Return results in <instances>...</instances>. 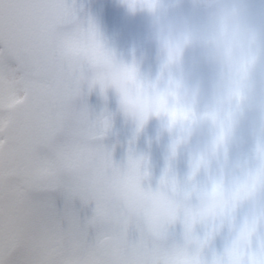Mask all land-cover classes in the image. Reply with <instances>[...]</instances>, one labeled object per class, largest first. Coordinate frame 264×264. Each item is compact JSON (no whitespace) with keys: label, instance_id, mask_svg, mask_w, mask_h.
I'll list each match as a JSON object with an SVG mask.
<instances>
[{"label":"snow or ice","instance_id":"snow-or-ice-1","mask_svg":"<svg viewBox=\"0 0 264 264\" xmlns=\"http://www.w3.org/2000/svg\"><path fill=\"white\" fill-rule=\"evenodd\" d=\"M85 50L113 59L65 0H0V264H264V207L257 230L240 243L234 224L257 187L264 192V138L250 160L211 186L227 195L218 217L193 223L196 207H183L164 232L159 213L144 214V201L121 199V184L137 186L145 199L169 189L180 204L210 187L205 176L199 182L203 169L189 163L181 185L169 164L153 190L142 187L143 157L129 156L122 170L114 165L100 142L111 117L93 116L83 103L84 86L95 87ZM120 70L137 78L134 67ZM175 156L173 148L169 161ZM90 204L91 215L82 214ZM177 223L179 236L170 231ZM225 229L234 235L217 252L212 242Z\"/></svg>","mask_w":264,"mask_h":264},{"label":"clouds","instance_id":"clouds-1","mask_svg":"<svg viewBox=\"0 0 264 264\" xmlns=\"http://www.w3.org/2000/svg\"><path fill=\"white\" fill-rule=\"evenodd\" d=\"M125 2L130 9L141 8L150 17L149 39L160 59L157 79L150 84L130 79L120 70L122 64L85 50L87 71L96 87L111 93L119 114L137 130L156 121V142L176 133L170 150L187 149L189 163L203 169L210 187L177 204L169 189L157 188L145 199L140 188L124 181L121 199L129 205L144 201V214L159 213L157 222L164 232L183 207H196L193 223L214 219L223 211L227 195L211 186L223 179L228 168L236 119L248 110L264 125V19L253 18L250 0H190L191 6L202 12L198 22L189 16L165 14L159 0H135L134 7H130L133 0ZM198 64L214 74L207 85L191 78L190 69ZM172 114L192 119L186 124L179 119L173 122ZM247 205L237 243L262 222L264 192L259 187ZM186 243L192 246L195 240Z\"/></svg>","mask_w":264,"mask_h":264},{"label":"flooded vegetation","instance_id":"flooded-vegetation-1","mask_svg":"<svg viewBox=\"0 0 264 264\" xmlns=\"http://www.w3.org/2000/svg\"><path fill=\"white\" fill-rule=\"evenodd\" d=\"M170 1L165 4L164 9L162 7L161 11L166 12V8L169 7L172 15H179V3L177 0H165ZM182 1V0H178ZM163 3L159 0V5L161 6ZM182 3V2H181ZM95 4V0H92L90 6ZM250 5L252 9L253 18L255 20L264 19V0H250ZM89 6V8H90ZM140 10L141 8H136ZM135 9V10H136ZM125 18H121V25L123 28V37L116 38L112 41V47L116 49L122 50L127 54V59L129 64L139 62L142 55L149 54L154 55V53L158 52L155 45L150 42L149 36V27L145 25L146 21L144 17L133 16V10L130 9L125 2ZM143 9H141L142 11ZM120 17L117 15L113 17V20L116 21ZM84 18H81L84 22ZM87 18V17H86ZM85 18V19H86ZM150 19V17H149ZM113 21V22H114ZM108 22V20H107ZM123 22V23H122ZM123 66H131L134 67L137 74V79L142 83H152L154 82L158 74L160 73V65H123ZM205 74L206 77L199 79V76ZM199 74V75H198ZM190 75L192 79H199L205 85H207L210 81H212L215 77L214 74L204 65H196V68L192 67L190 69ZM210 75V76H209ZM84 91L86 95L84 96L83 103L87 107L89 113L93 116H98L101 113L107 114L111 117L110 127L104 135L102 141V145L105 147L107 145L110 146V153L112 155V160L114 165H118L120 167H124L127 163V160L130 156V151H126V149L120 147L126 140H128V136L130 131L126 130L125 125L121 121V115L117 111L116 105L112 99L111 93H104L101 95L98 87H94L91 92H87V85L84 86ZM88 101V102H87ZM81 102L77 101V105L79 106ZM129 126L131 125L128 123ZM133 127V126H130ZM158 123L156 121H150L145 127L139 130L132 131L133 134V144L135 155L134 157H143L147 164V172L148 176L143 181V185L147 188L151 187L153 190L157 187L158 182L161 176L164 174L166 165H161V160L158 158L159 154L166 152L168 150L167 144L168 140H174L176 133H173L172 136L165 135L159 142H156L155 137L158 130ZM261 119L258 115L249 112L248 110H244L236 119V122L233 126V133L230 142V152H229V165L226 169L230 171L237 165L242 164L245 161H248L252 158L254 149L256 147L257 142L264 138V131H262ZM120 151L118 152V150ZM188 152H182L181 156L188 155ZM188 165L181 164L178 166V169L181 170L180 173L188 172ZM165 167V168H164ZM173 172V169H171ZM175 174V178L177 182L183 185L181 182H184V174ZM79 202L77 201V207H79ZM94 205H89L87 209L84 210V213L91 215V209ZM237 209L234 218V224L238 228L241 223V215L238 216ZM237 218L236 220V217ZM236 220V221H235ZM173 230L177 236L181 233V225L177 223L174 226ZM199 231V229H198ZM234 233H229L226 229L222 231L219 235L215 237L212 242V247L217 251H222L223 247L227 242H229Z\"/></svg>","mask_w":264,"mask_h":264},{"label":"rangeland","instance_id":"rangeland-1","mask_svg":"<svg viewBox=\"0 0 264 264\" xmlns=\"http://www.w3.org/2000/svg\"><path fill=\"white\" fill-rule=\"evenodd\" d=\"M161 1L163 3H161L160 7H162L163 9L165 7V4L167 2H170V1H165V0H161ZM177 2L179 3V7H178V10L180 12L179 15L189 16L192 18L193 22H198L202 18L201 10L193 8L190 4V0H182V1L177 0ZM162 4L164 7L162 6ZM124 7H125V0H95V4L90 6L89 10L84 15V17H87L84 20V23L85 25H87L89 22L92 24V26L95 28V30L98 33V36L100 38V42L103 48L112 55L113 59L118 64H122V65H160V59H159L158 52L154 53V55H149L150 53L149 54L144 53L139 62L129 64V61L127 59V54L123 52L122 50L112 47V41L114 39L123 37V28L121 25V18H125ZM117 15H119L120 17H118V19L114 21L113 17L115 16L116 18ZM132 15L133 16L138 15L142 18L144 17V20L146 21L145 25L147 24L146 26L149 27V15L145 10H142V11L141 9L133 10ZM198 65H203V64H198ZM194 68H196V66H194ZM203 77H206V75L201 73V75L199 76V79ZM211 77H214V76L211 75ZM121 121L125 125L126 130L128 132L130 131V129L132 131L137 130L134 126L130 127L132 125L129 126L128 122H126L123 119V117H121ZM131 132L128 136V140H126L120 147L126 149V151H130V156L134 157L136 150L134 149V144H133L134 139H133V134H131ZM104 148L106 151L110 152L109 145L105 146ZM119 151L120 149L118 150V152ZM142 187L147 188L145 185H143V182H142ZM247 208H248L247 203L242 204L239 207L238 216L241 215V218L237 216L236 220L237 218L243 220L247 212Z\"/></svg>","mask_w":264,"mask_h":264},{"label":"water","instance_id":"water-1","mask_svg":"<svg viewBox=\"0 0 264 264\" xmlns=\"http://www.w3.org/2000/svg\"><path fill=\"white\" fill-rule=\"evenodd\" d=\"M65 2L68 5L73 6L75 8V11L77 13V17H78V19H80L81 16L83 15V13L85 12V10L87 9V7L89 6V4L92 2V0H65ZM165 14L172 15L169 7L166 8ZM172 141L173 140H168V144H167L168 150H166V152L164 151V153L159 154L158 158H160V160L162 162L161 163L162 166L166 165V167H167L169 164L171 165V169H173L172 173L174 175L180 174L179 176H181V174H184L183 175V177H184L183 181H185V179L188 175V172H189L190 153L187 149H184V148L178 149L176 152L175 158L172 159L171 161H169V155H170L169 146H170ZM182 152H188L189 154L185 155V156H181ZM181 164L188 165V166H186L188 168V172L180 173L181 170L178 169V166ZM204 180H205V177H204L203 173H201V175L199 177V182L203 183ZM181 183L183 184L184 182H181ZM170 231H173V230H170Z\"/></svg>","mask_w":264,"mask_h":264},{"label":"bare ground","instance_id":"bare-ground-1","mask_svg":"<svg viewBox=\"0 0 264 264\" xmlns=\"http://www.w3.org/2000/svg\"><path fill=\"white\" fill-rule=\"evenodd\" d=\"M89 10V9H88ZM86 18V17H85ZM85 18H84V20H85Z\"/></svg>","mask_w":264,"mask_h":264}]
</instances>
